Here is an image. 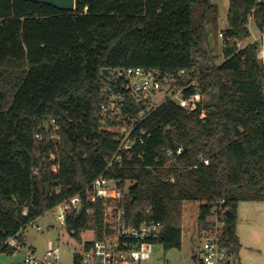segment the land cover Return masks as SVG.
I'll use <instances>...</instances> for the list:
<instances>
[{
    "label": "trees",
    "instance_id": "1",
    "mask_svg": "<svg viewBox=\"0 0 264 264\" xmlns=\"http://www.w3.org/2000/svg\"><path fill=\"white\" fill-rule=\"evenodd\" d=\"M195 5L203 18L213 8L211 0H76L65 11L0 0V246L14 236L23 242L31 222L105 173L134 183L125 218L161 221L156 242L165 250L182 247L187 202H200L202 229L212 203L225 200L228 247L239 251L240 204L264 201V64L258 42L243 49L238 42L250 37V18L264 29V0H230L224 60L205 70L194 57L205 35L204 25H194ZM129 67L194 72L211 98L204 117L171 101L158 106L141 124L150 133L136 147L145 160L108 169L119 144L104 129L101 106L112 92L129 99L116 75ZM88 207L91 213L70 211L65 221L85 247L91 241L82 234L101 238L105 226L104 202Z\"/></svg>",
    "mask_w": 264,
    "mask_h": 264
},
{
    "label": "built area",
    "instance_id": "2",
    "mask_svg": "<svg viewBox=\"0 0 264 264\" xmlns=\"http://www.w3.org/2000/svg\"><path fill=\"white\" fill-rule=\"evenodd\" d=\"M219 35L225 39V31H221ZM256 42L259 43L258 59L264 64V29L260 30L259 35L255 36L251 43ZM246 46H241L238 42L239 49ZM116 75L124 79L122 87L129 99L112 92L109 100L101 106L105 118L104 129L113 133L114 140L119 144L108 169L116 164L123 167L125 160L132 162L134 156H137L140 162L145 160V151H137L136 147L143 144L145 137L150 133L142 128L141 124L161 104L171 101L188 112L202 110V117L207 113V109L203 107L207 94L202 93L200 89L201 76L194 72L182 69L176 73L163 74L156 69L129 67L118 70ZM158 93L166 95L161 104L153 100V96ZM133 105H142L143 108L135 112L132 110ZM108 120L112 124H109ZM51 125L57 130L54 122H51ZM35 137L42 140L43 134L37 133ZM53 138L57 140L58 136L55 134ZM182 151V148H179L177 155L182 154ZM173 153L169 151L168 155ZM55 157L53 154L52 159ZM204 161L209 164L208 159ZM52 168L54 171L58 170L56 165ZM121 184V179L103 173L84 192L64 200L57 206L62 208L59 219L65 223L70 211L87 210L91 213V207L86 208V204H95L99 201L105 204L103 236L95 238L92 233V238L86 239L91 241L88 247L78 242L80 248L73 253V264H141L157 252L156 246L162 247L156 242L163 233L164 225L161 221L146 219L135 225L126 220L124 203L134 183L127 180L124 186ZM57 191L60 192L61 188L59 187ZM228 211L225 200L212 203L207 225L199 229L200 264H231L233 253L229 250L227 239ZM36 222L37 219L31 224L36 226ZM5 248L24 251L23 262L14 264H63L59 245L38 253L33 248L25 247V244L14 236L3 242L0 252H4Z\"/></svg>",
    "mask_w": 264,
    "mask_h": 264
},
{
    "label": "rangeland",
    "instance_id": "3",
    "mask_svg": "<svg viewBox=\"0 0 264 264\" xmlns=\"http://www.w3.org/2000/svg\"><path fill=\"white\" fill-rule=\"evenodd\" d=\"M213 8L203 18V6H194V25H204V39L201 49L194 51V57L200 70L208 66L219 65L224 60V40L220 32L226 29L230 0H211ZM250 37L240 41L242 45L250 44L260 29L254 18L249 21ZM203 67V68H202ZM165 94L158 93L153 96L157 104L165 100ZM207 95L206 101L210 100ZM200 202H187L183 216V238L180 249L173 248L154 252L150 259L141 264H198L194 258V252H198L201 246L200 240L195 237L197 217L199 215ZM62 208L55 207L44 216L37 219L36 226L29 225L25 231L23 243L25 247L35 249L43 253L53 246L59 245L62 252V263L73 264L74 251L79 250L76 238L67 230L65 223L59 219ZM237 234L240 241V249L233 253L234 264H264V201H244L240 207V218ZM85 239L92 238L91 232H84ZM24 251L16 250L13 253L0 252V264L21 263L24 260Z\"/></svg>",
    "mask_w": 264,
    "mask_h": 264
},
{
    "label": "water",
    "instance_id": "4",
    "mask_svg": "<svg viewBox=\"0 0 264 264\" xmlns=\"http://www.w3.org/2000/svg\"><path fill=\"white\" fill-rule=\"evenodd\" d=\"M36 1L53 5L56 8H59L65 11H74L76 9V0H36ZM104 72L106 74H109L108 69H105ZM57 140H59V137L57 138ZM45 186L47 188V192H50V189H51L50 183L49 182L45 183ZM160 249H161L160 246H156V251H159Z\"/></svg>",
    "mask_w": 264,
    "mask_h": 264
},
{
    "label": "crops",
    "instance_id": "5",
    "mask_svg": "<svg viewBox=\"0 0 264 264\" xmlns=\"http://www.w3.org/2000/svg\"><path fill=\"white\" fill-rule=\"evenodd\" d=\"M240 207H241V204H240ZM240 207H239V218H240ZM238 226H239V220H238ZM196 229L197 230H196V234H195V237L194 238H196V236H197V238L199 239V222H198V217H197V228ZM237 229H238V227H237ZM193 258H194V260L198 264H200V247H199L198 252H194ZM231 264H234V257L233 256H232V259H231ZM239 264H242V263L240 262Z\"/></svg>",
    "mask_w": 264,
    "mask_h": 264
}]
</instances>
